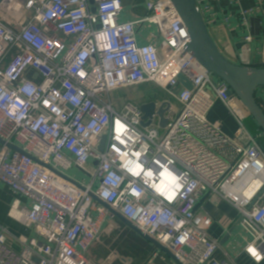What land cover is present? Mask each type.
<instances>
[{
    "label": "built area",
    "instance_id": "obj_1",
    "mask_svg": "<svg viewBox=\"0 0 264 264\" xmlns=\"http://www.w3.org/2000/svg\"><path fill=\"white\" fill-rule=\"evenodd\" d=\"M91 1L6 0L0 5V184L27 201L14 199L10 216L37 234L24 238L0 226V264H96L87 254L100 240L106 211L93 196L180 264H234L216 257L219 241L208 233L212 219L196 210L205 194L238 211V224L248 236L244 250L263 264L264 258L257 261L247 251L251 245L264 257L261 130L248 129L249 114L229 94V85L186 52L189 32L171 0H144L147 15L133 21H122L125 0ZM221 1L196 0L207 26L217 20L211 2ZM261 10L262 0L241 9L244 26L250 28L249 20ZM222 23L233 31L231 16L224 15ZM146 25L155 31L140 45L139 30ZM252 41L251 34L244 37L235 63L251 67ZM179 76L192 88L181 85ZM146 84L164 93L153 100L158 106L171 103L164 129L155 115L148 126L141 125L142 104L127 102L118 109L113 102L115 92ZM263 95L264 87L256 93L264 110ZM216 102L233 118L232 134L209 120ZM116 119L127 126L123 144L115 139ZM104 135L108 139L100 152ZM8 144L65 176L76 168L90 181L71 178L78 187ZM136 165L138 175L132 172ZM165 168L181 185L172 186L171 201L157 191Z\"/></svg>",
    "mask_w": 264,
    "mask_h": 264
},
{
    "label": "crops",
    "instance_id": "obj_2",
    "mask_svg": "<svg viewBox=\"0 0 264 264\" xmlns=\"http://www.w3.org/2000/svg\"><path fill=\"white\" fill-rule=\"evenodd\" d=\"M125 1L124 11L121 15L122 21H133L147 15L144 0ZM211 4L217 14V20L208 27L223 54L235 61L237 51L244 44V37L251 34L253 41L250 44V66L261 65L264 51V0H262V10L249 20L250 28L244 26L240 10L255 8L257 0H239V4L233 5L228 0H223L219 3L211 2ZM224 15L231 16L232 32H229L222 23ZM154 31L155 26L152 25H146L140 29L139 44H146L148 34ZM145 97L134 103L142 104L148 100V97ZM153 100L155 99H151V101ZM208 118L211 123L221 122L223 130L227 134H232L235 130L236 125L233 118L220 102H216ZM66 176L80 183L90 181L89 176V179H84V182L70 175L66 174ZM16 198L21 203L27 204L24 198L16 197L5 185L0 184V226L7 228L16 236L34 238L37 234L33 228H27L23 223L10 216L11 205ZM97 206L104 208L98 202ZM104 210L106 214L102 219L100 240L92 246L87 254L92 262L96 264H178L171 254L159 249L153 242L142 238L108 210L105 208ZM196 210L208 214L212 219L208 233L212 239L219 241L220 250L216 255L219 260L226 259L234 264H256L244 250L248 236L238 224V211L229 202L216 198L210 199V196L205 194L199 200ZM94 216L97 217L96 212Z\"/></svg>",
    "mask_w": 264,
    "mask_h": 264
},
{
    "label": "water",
    "instance_id": "obj_3",
    "mask_svg": "<svg viewBox=\"0 0 264 264\" xmlns=\"http://www.w3.org/2000/svg\"><path fill=\"white\" fill-rule=\"evenodd\" d=\"M6 0H0V5H2ZM94 1V0H92ZM91 1V2H92ZM174 4L176 10L178 11L180 18L183 20L187 27L190 36V43L186 48V52L189 53L202 67H204L208 72H210L216 78L224 81L230 87L229 94L236 96L244 108H246L249 116L254 120L258 128L261 130L264 136V110L260 107L256 99V93L259 88L264 87V51L262 64L253 67H244L240 64L235 63L228 56H225L220 48L217 46L214 38L212 37L210 30L204 20L203 15L198 10L196 0H171ZM95 12V10H93ZM179 83L183 85L186 89H191V83L186 81L183 76L178 77ZM174 94L177 93V89H174ZM264 99V95H263ZM171 108V103L164 101L161 105H157V102L150 101L142 103L140 105V110L143 113L142 126L146 127L151 122L152 117L155 115L158 119L161 129H164L167 124V119L165 114ZM173 112L168 114V117H172ZM148 120V122H145ZM107 136L104 135L101 139V144L99 146V151L103 152ZM3 142L0 140V144ZM10 149L19 152L20 154L31 158L40 166L50 170L52 173L63 178L64 180L81 187L77 182L71 178L55 171L51 166L46 165L30 155L21 151L20 148L8 144ZM94 200L103 206L106 210L120 219L128 228L136 232L142 238L153 242V244L163 251L170 253L168 249L160 245L157 241L149 237L143 231L139 230L134 224L126 220L121 214L110 208L109 205L105 204L99 200L96 196H93ZM174 260L180 264L175 257L171 254Z\"/></svg>",
    "mask_w": 264,
    "mask_h": 264
},
{
    "label": "rangeland",
    "instance_id": "obj_4",
    "mask_svg": "<svg viewBox=\"0 0 264 264\" xmlns=\"http://www.w3.org/2000/svg\"><path fill=\"white\" fill-rule=\"evenodd\" d=\"M147 90L149 91L148 93H147ZM163 96H164V93L161 91V89L159 90V88H155L153 84H146L139 88H129V89L126 88V89L119 90L115 92L114 94H112V99H113V102L116 104V107L118 109H121L125 105V103L138 102L139 100H142L141 99L142 97H145V98L148 97V100H151V99L158 100L161 98L163 99ZM144 102H146V100ZM246 126L253 133H256L257 131H259L258 126L256 125V123L250 116H248V119L246 121ZM66 174L70 175L71 177H74L75 179L79 181H83V182L89 179L88 176H86L83 172H81L80 170L76 168L71 169L69 172H66Z\"/></svg>",
    "mask_w": 264,
    "mask_h": 264
},
{
    "label": "clouds",
    "instance_id": "obj_5",
    "mask_svg": "<svg viewBox=\"0 0 264 264\" xmlns=\"http://www.w3.org/2000/svg\"><path fill=\"white\" fill-rule=\"evenodd\" d=\"M115 139L120 141L121 144L124 143V140L121 139V136L126 133L127 126L122 123L119 119L115 120ZM115 147V146H113ZM119 151V149H116ZM137 156H139V153H136ZM140 170V166L136 165L135 168L132 169L133 174L138 175ZM147 175H151V173H147ZM161 176L164 177V179L161 181V184L157 186V191L163 194L166 199L169 201L173 200L176 192L172 190V186H175L176 189H179L181 185L178 183V178L174 176L172 173L168 171L167 168L161 173ZM136 195H139L138 193H135ZM187 233L183 234L179 240L181 243H184L187 240ZM247 251L257 260L259 261L260 259L264 258L262 257L255 247L249 246Z\"/></svg>",
    "mask_w": 264,
    "mask_h": 264
},
{
    "label": "trees",
    "instance_id": "obj_6",
    "mask_svg": "<svg viewBox=\"0 0 264 264\" xmlns=\"http://www.w3.org/2000/svg\"><path fill=\"white\" fill-rule=\"evenodd\" d=\"M260 143H262V146L264 147V137L260 139Z\"/></svg>",
    "mask_w": 264,
    "mask_h": 264
}]
</instances>
